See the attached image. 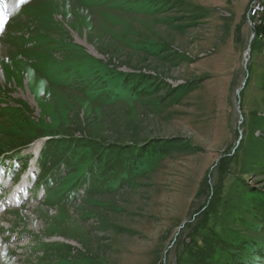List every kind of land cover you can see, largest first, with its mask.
Segmentation results:
<instances>
[{
	"label": "rangeland",
	"instance_id": "1",
	"mask_svg": "<svg viewBox=\"0 0 264 264\" xmlns=\"http://www.w3.org/2000/svg\"><path fill=\"white\" fill-rule=\"evenodd\" d=\"M251 1L4 0L0 264H175L219 168L263 206L264 154L239 173L244 142L264 144ZM103 152L131 171L86 172Z\"/></svg>",
	"mask_w": 264,
	"mask_h": 264
},
{
	"label": "trees",
	"instance_id": "2",
	"mask_svg": "<svg viewBox=\"0 0 264 264\" xmlns=\"http://www.w3.org/2000/svg\"><path fill=\"white\" fill-rule=\"evenodd\" d=\"M252 32L253 39L262 38L264 24L256 26ZM70 144L60 143L61 149L69 147ZM45 146L48 148L47 142ZM241 148L233 158L234 163L238 161L237 156L243 149L242 164L245 160L248 164H244L239 173L258 176L262 169L259 162L263 161L264 153L261 150L264 144L259 139H248L244 142V148ZM99 155L88 156L90 160L84 165L86 172L90 173L92 168H96L102 180L113 182L121 179L124 174L122 167L131 171V167H126L129 165V157H122L121 162L124 161L126 166L119 169L115 167L114 162L108 160V155L104 152ZM232 161L230 160L231 163ZM112 167L114 170L109 175V168ZM219 171L223 176L222 182L214 190L203 211L193 223L187 225L189 231L186 237L179 239L177 244L179 250L175 264H264V243L256 239L257 235L264 236V204L260 207L258 203L253 202V198L248 199V196H253L254 191L242 177H232L229 171L224 175L221 168ZM247 234L254 235L250 237Z\"/></svg>",
	"mask_w": 264,
	"mask_h": 264
},
{
	"label": "built area",
	"instance_id": "3",
	"mask_svg": "<svg viewBox=\"0 0 264 264\" xmlns=\"http://www.w3.org/2000/svg\"><path fill=\"white\" fill-rule=\"evenodd\" d=\"M246 17L252 30L256 26L264 24V0H252Z\"/></svg>",
	"mask_w": 264,
	"mask_h": 264
},
{
	"label": "snow or ice",
	"instance_id": "4",
	"mask_svg": "<svg viewBox=\"0 0 264 264\" xmlns=\"http://www.w3.org/2000/svg\"><path fill=\"white\" fill-rule=\"evenodd\" d=\"M20 2L24 3L26 2V0H20ZM4 9H5L4 0H0V24H3L4 17L7 14Z\"/></svg>",
	"mask_w": 264,
	"mask_h": 264
},
{
	"label": "bare ground",
	"instance_id": "5",
	"mask_svg": "<svg viewBox=\"0 0 264 264\" xmlns=\"http://www.w3.org/2000/svg\"><path fill=\"white\" fill-rule=\"evenodd\" d=\"M251 3H252V1L250 2V5L249 6H251ZM247 14H248V10H247ZM2 55V53L0 52V56ZM36 79V78H35ZM37 80V79H36ZM40 82V81H39ZM33 150H34V155L33 156H35L36 155V153H38L37 152V150H38V144H36L35 145V147L33 148ZM17 187H19V185L17 186ZM12 203H14V201L12 202Z\"/></svg>",
	"mask_w": 264,
	"mask_h": 264
}]
</instances>
